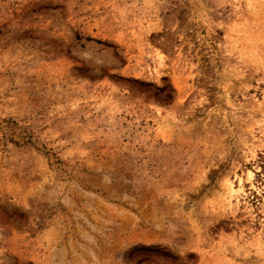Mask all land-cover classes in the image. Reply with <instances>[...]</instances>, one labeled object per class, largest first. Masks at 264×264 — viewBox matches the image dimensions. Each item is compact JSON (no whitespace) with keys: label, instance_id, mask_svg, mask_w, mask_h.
<instances>
[{"label":"rangeland","instance_id":"374dc122","mask_svg":"<svg viewBox=\"0 0 264 264\" xmlns=\"http://www.w3.org/2000/svg\"><path fill=\"white\" fill-rule=\"evenodd\" d=\"M0 264H264V0H0Z\"/></svg>","mask_w":264,"mask_h":264}]
</instances>
